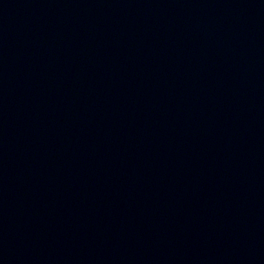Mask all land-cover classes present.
<instances>
[{"label":"water","instance_id":"1","mask_svg":"<svg viewBox=\"0 0 264 264\" xmlns=\"http://www.w3.org/2000/svg\"><path fill=\"white\" fill-rule=\"evenodd\" d=\"M0 264H264V0H0Z\"/></svg>","mask_w":264,"mask_h":264}]
</instances>
